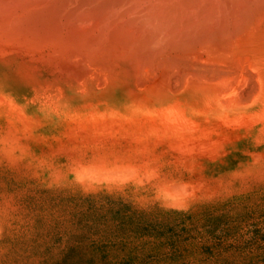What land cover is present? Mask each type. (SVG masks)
Wrapping results in <instances>:
<instances>
[{
  "label": "rangeland",
  "instance_id": "rangeland-1",
  "mask_svg": "<svg viewBox=\"0 0 264 264\" xmlns=\"http://www.w3.org/2000/svg\"><path fill=\"white\" fill-rule=\"evenodd\" d=\"M3 88L0 264H264V124L124 153L129 139L93 124L23 121Z\"/></svg>",
  "mask_w": 264,
  "mask_h": 264
},
{
  "label": "bare ground",
  "instance_id": "bare-ground-1",
  "mask_svg": "<svg viewBox=\"0 0 264 264\" xmlns=\"http://www.w3.org/2000/svg\"><path fill=\"white\" fill-rule=\"evenodd\" d=\"M0 65L22 120L93 124L124 153L192 151L216 127L223 144L230 123L264 124V0H0Z\"/></svg>",
  "mask_w": 264,
  "mask_h": 264
}]
</instances>
